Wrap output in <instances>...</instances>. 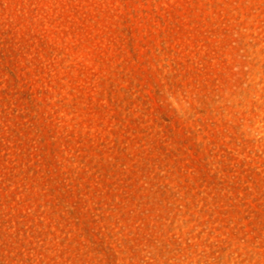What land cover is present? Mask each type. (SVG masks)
<instances>
[{
	"label": "rangeland",
	"instance_id": "1",
	"mask_svg": "<svg viewBox=\"0 0 264 264\" xmlns=\"http://www.w3.org/2000/svg\"><path fill=\"white\" fill-rule=\"evenodd\" d=\"M0 264H264V0H0Z\"/></svg>",
	"mask_w": 264,
	"mask_h": 264
}]
</instances>
